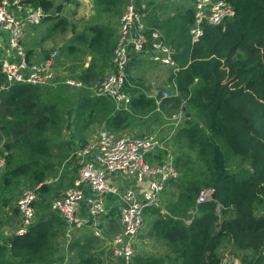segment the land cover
Here are the masks:
<instances>
[{
  "label": "trees",
  "instance_id": "16d2710c",
  "mask_svg": "<svg viewBox=\"0 0 264 264\" xmlns=\"http://www.w3.org/2000/svg\"><path fill=\"white\" fill-rule=\"evenodd\" d=\"M31 1L47 15L51 9L61 11V6H54L51 0ZM120 1L98 3L109 7ZM226 1L234 15L218 26L204 27L196 43L189 35L193 9L163 19L157 12H164L167 4L148 3L146 8V23L157 24L166 44L174 49L176 71L170 72L167 84L176 94L159 101L158 107L170 103L182 113L185 127L179 134L196 150L200 164L197 175L205 179L203 187L187 182L178 195L180 208L166 204L145 210L158 214L156 235L169 250L173 249L175 257L168 259L171 264H218L222 253L227 252L224 245L228 241L244 252L238 260L241 264H264V0ZM89 30L93 37L88 48L112 56L113 34L105 43L103 28ZM101 74L89 65L78 78L85 88L76 89L71 98L73 121L68 126L70 133L74 128L72 139L85 141V131L98 122L99 116V122L109 125L123 115L125 120L130 118L131 113L111 109L108 100L90 97L86 87ZM4 84L0 72V140L9 153L17 148L22 155L19 160L7 156L6 168L0 174V195H10L22 178L41 184L40 192L47 194L50 188L43 182L53 164H42L38 157L48 155L51 144L64 130L63 111L42 99L40 90L47 87L16 85L2 89ZM68 87L54 90L62 94L61 88ZM146 105L156 107V100L143 94L131 95L130 107ZM238 159L247 164L241 176L230 171ZM206 187L213 189V201L197 204L198 192ZM163 209L167 212L164 216L159 214ZM48 213L39 215L24 235L11 237L8 249L0 245V264L59 263L56 257L66 224L55 212ZM149 257L136 255L132 264H162L165 260ZM98 263L94 257L82 256L70 264Z\"/></svg>",
  "mask_w": 264,
  "mask_h": 264
},
{
  "label": "built area",
  "instance_id": "2783aa9c",
  "mask_svg": "<svg viewBox=\"0 0 264 264\" xmlns=\"http://www.w3.org/2000/svg\"><path fill=\"white\" fill-rule=\"evenodd\" d=\"M192 4L194 20L189 27L192 43L198 42L204 27L218 26L234 15L226 0H193ZM145 14L144 6L125 8L115 31L111 70L87 88L93 98L111 101L119 111H128L131 105V94L127 90L128 64L143 58L176 71L172 48L157 28L143 22ZM45 17L44 9L31 0H0V38L4 41L0 72L5 78L2 89L16 85L44 88L61 78L57 50L33 62L25 47L30 30ZM62 83L76 89L85 88L77 80L63 79ZM169 97L168 93H162V99ZM182 116L178 113L174 118L179 120ZM157 135V132L116 135L102 129L97 137L77 147L72 155L77 168L72 185L50 205L51 211L66 224L67 234L87 229L93 237L104 239L103 223L116 218L120 232L110 237L111 257L122 264H132L136 242L145 224V210L159 207L160 195L168 182L178 177L166 140ZM4 149V141L0 140V173L6 168ZM40 187L41 184L32 191H24L18 199L20 226L14 230V236L24 235L34 223ZM211 201L213 189H200L196 203ZM218 264L241 263L223 252Z\"/></svg>",
  "mask_w": 264,
  "mask_h": 264
},
{
  "label": "rangeland",
  "instance_id": "374dc122",
  "mask_svg": "<svg viewBox=\"0 0 264 264\" xmlns=\"http://www.w3.org/2000/svg\"><path fill=\"white\" fill-rule=\"evenodd\" d=\"M54 6H61V11L57 13L55 9H51L49 15L43 19V21L36 27L30 30L27 40L25 41V47L29 58L33 62H37L43 59L44 56L54 50L58 51L57 62L61 69L60 77L51 86L45 89H41L42 99L50 104L56 106V108L62 112L66 126L68 122L73 121V109L72 99L75 94L76 88L68 87L67 90L61 88L62 94L56 93L54 87L64 86L63 79H72L81 82L78 78L82 73V70L89 65L96 70H101L102 74L108 72L111 55H102L93 53L88 48V42L92 40L93 33L89 30L92 28H103L105 31V43L113 34L115 26H118L119 19L125 8L129 5L136 7L144 6L145 10L148 3H152L155 6L159 4L168 3V11H186L192 9L193 0H121L120 2L107 7L101 5L98 0H51ZM166 13H171V12ZM49 16V17H48ZM145 14L143 22L146 23ZM147 25V23H146ZM102 33V32H101ZM84 35L85 38L78 37ZM116 37V35H115ZM4 47V41L0 38V56L2 55V49ZM112 53V52H111ZM105 56V57H104ZM87 65V67H85ZM158 67V68H157ZM156 72L154 78L157 80V88L155 91L159 93L166 92L170 96H175L176 92L172 87H168L166 82L167 74L164 73L165 67L161 65L155 66ZM80 73L79 75H77ZM145 86L151 85L149 79L153 75L144 74ZM82 83V82H81ZM66 86V85H65ZM90 87V86H88ZM86 87V89L88 88ZM158 89V90H157ZM52 90V91H51ZM88 90V89H87ZM89 91V90H88ZM143 91L136 92V95ZM90 94V92H89ZM142 94V93H140ZM146 94V93H145ZM144 95V92H143ZM59 96V97H56ZM145 96V95H144ZM90 97L91 94H90ZM146 97V96H145ZM93 98V97H92ZM97 99V98H96ZM111 101L106 103L111 106L117 112H124L123 110H116L114 104ZM159 105L142 106L132 108L129 106L128 113L130 118L121 116V120L115 122V124H107L105 122H99L102 118L99 116L97 123L92 124L84 133L85 141H81L78 138L72 139V133H68L69 126L62 130L61 134L51 144L50 151L47 156H39V162L46 163V165L53 164L52 168L48 170V178L44 180L43 185L49 187L47 194L40 192V201L36 206L34 213V223L39 215L48 212L51 202L60 197V194L70 186L72 175L77 172V168L74 167L72 155L75 153L77 147L84 146L88 140H92L97 137L98 133L102 129L109 130L112 134L116 135H142L149 134L153 129L159 134V138H165L166 147L171 151L172 157L176 163L178 177L170 182L160 195L159 206L177 204L180 208V204L177 203L178 195L186 187L187 182L194 184H202V179L197 175V171L200 170V164L198 163L197 152L194 148L187 146L185 143V136L179 133L180 130L185 127V120L183 116L181 119L174 118L178 111L174 110L170 103H166L162 107ZM160 108V110H156ZM114 111V112H115ZM124 118V119H123ZM116 128H119L117 131ZM136 130H140L141 133H134ZM121 132H129L126 134H118ZM84 142V143H83ZM24 147V146H23ZM6 161L7 156H13V159L19 160V156L22 155L16 149H12L11 153L5 150ZM11 154V155H10ZM247 165L245 160L238 159L230 167L231 173L238 176L243 175V168ZM193 168V169H192ZM4 172V171H3ZM2 172V173H3ZM1 174V173H0ZM188 174L187 179L183 176ZM189 180V181H187ZM45 182H48L45 184ZM37 184L31 179H20L17 189L13 188L11 194L0 195V245L9 248V239L14 236V230L20 226L19 213L17 212V201L24 191H32ZM203 187V185H201ZM40 191V189H39ZM153 208H157L153 207ZM46 209V210H45ZM44 210V211H42ZM51 210V209H50ZM144 214V228L135 246V256H150L149 258H156L158 260L164 259L162 264H171L175 257L173 249L169 250L165 243L159 240L156 235V227H154L155 221L158 218V214L149 212L146 216ZM159 214L166 215L165 209ZM18 216V218H17ZM113 217V216H112ZM33 223V224H34ZM32 226V224H30ZM29 226V227H30ZM106 232L104 239H97L91 235L89 230L74 231L71 235L67 234V228H65V236L60 239L59 253L57 257L60 261L56 264H70L76 262L80 257H94L98 260V264H119V261L112 258L109 251L110 237L115 235L119 231V225L116 218H112L105 221L102 225ZM69 230V229H68ZM70 238H68V236ZM71 244H75L74 247L69 248ZM225 250L235 259L240 260V257L244 255V252L238 250L233 242L228 241L224 245ZM160 258V259H159ZM167 258V259H166ZM7 260H11L9 255ZM158 264V263H153Z\"/></svg>",
  "mask_w": 264,
  "mask_h": 264
},
{
  "label": "crops",
  "instance_id": "0c3cea01",
  "mask_svg": "<svg viewBox=\"0 0 264 264\" xmlns=\"http://www.w3.org/2000/svg\"><path fill=\"white\" fill-rule=\"evenodd\" d=\"M165 4H167V8H166V10L164 11V12H161V13H159V12H157V15L158 16H160L161 18H163V19H165V18H167V17H170V16H172L173 14H176V13H182V12H180V11H174V12H172V11H168V8H169V6H168V3L166 2ZM171 12V13H166V12ZM184 12V11H183ZM147 25H148V27L150 26V27H155V28H157V24H149L148 22H147ZM116 26H115V30H114V38H115V31H116ZM172 48V47H171ZM172 51L174 52V49H172ZM41 60V59H40ZM158 64H155V63H152V62H150V61H148V60H146V59H136V60H134L133 62H131L130 64H128V66H127V86H128V88H127V90L130 92V94L132 95V96H136V92H138V91H143L144 92V95L147 97V98H154L155 100H156V96L158 95V94H161L160 95V100H156V105H159V101H161V100H164V99H162L161 98V96H162V92L160 93V91H159V93L157 92V91H155L156 90V86H157V80H159V79H156V78H154V74H155V72H156V68H155V66H157ZM85 67H87V65H85ZM158 68V67H157ZM86 69V68H85ZM84 69V70H85ZM165 69V71H164V73H166L167 74V79H166V82H167V80H168V77H169V75H170V72H172L171 70H168L167 68H164ZM84 70H82V72L84 71ZM109 71L111 70V59H110V64H109V69H108ZM108 71V72H109ZM106 73V72H105ZM105 73H103V74H105ZM145 73H147V75H153L150 79H149V81H150V84L151 85H148V86H145L142 82H144V80H145V76H144V74ZM80 73H78L77 75H79ZM103 74H101V76L103 75ZM100 76V77H101ZM99 77V78H100ZM158 90V89H157ZM143 92H140V93H142L143 94ZM140 93H138L137 95H139ZM146 93V94H145ZM156 110H160V108H158V109H156ZM69 123V122H68ZM67 123V124H68ZM68 126H66V128H67ZM67 131H68V133H70L69 131V129H67ZM151 132H156V130H152ZM126 133H129V132H121V133H118V134H126ZM137 133H141L140 132V130H136L134 133H129V134H137ZM75 174V173H74ZM73 177H74V175H72V180H71V183H70V186L72 185V182H73ZM69 186V187H70ZM68 187V188H69ZM68 188H66L61 194H60V196L61 195H63L64 194V192L68 189ZM17 218H18V216H17Z\"/></svg>",
  "mask_w": 264,
  "mask_h": 264
},
{
  "label": "water",
  "instance_id": "95a60500",
  "mask_svg": "<svg viewBox=\"0 0 264 264\" xmlns=\"http://www.w3.org/2000/svg\"><path fill=\"white\" fill-rule=\"evenodd\" d=\"M160 95H161V94H158V95L156 96V100H160ZM184 110H185V108L182 109V111H184Z\"/></svg>",
  "mask_w": 264,
  "mask_h": 264
}]
</instances>
